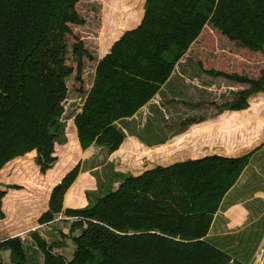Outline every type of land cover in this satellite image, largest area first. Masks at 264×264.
<instances>
[{"label": "trees", "instance_id": "obj_1", "mask_svg": "<svg viewBox=\"0 0 264 264\" xmlns=\"http://www.w3.org/2000/svg\"><path fill=\"white\" fill-rule=\"evenodd\" d=\"M79 3L0 0V174L30 153L38 155L42 170L57 161L56 146L67 128V80L73 75L78 93L85 96L74 119L80 145L83 150L103 147L112 154L128 132L139 133L134 117L169 84L182 60L190 61L185 57L207 26L239 45L242 53H264V0H145L140 25L105 52L86 92L85 61L95 59L75 32L85 25ZM197 66L213 79L249 86L232 93L231 101L215 105L219 111L246 110L251 96L264 93V70L249 79L229 74L224 66ZM202 121L189 118L179 131ZM263 146L239 158L205 155L138 176L115 174L100 186L101 195L87 193L88 198L95 195L93 202L65 208V197L78 180L77 166L53 189L48 210L36 223L49 225L60 215L74 218L69 233L59 229L57 240L49 242L37 230L32 232L35 248L30 253L19 237L0 243V249L8 252L10 264H40V254L42 264H250L264 237V218L235 235L209 234ZM116 182L120 184L114 188ZM6 195L0 185L1 220L6 218ZM69 238L75 246L70 260L60 253Z\"/></svg>", "mask_w": 264, "mask_h": 264}, {"label": "rangeland", "instance_id": "obj_2", "mask_svg": "<svg viewBox=\"0 0 264 264\" xmlns=\"http://www.w3.org/2000/svg\"><path fill=\"white\" fill-rule=\"evenodd\" d=\"M144 4L145 0H80L78 10L85 25L75 28V32L95 59L85 61L83 86L86 92L92 86L96 66L105 52L124 32L140 25L144 16ZM185 58L190 61L187 63L185 59L182 60L181 66L176 68L171 81L152 101L151 107L144 108L139 114L136 121L139 130L135 129L139 132L137 135L141 136L128 132L121 147L112 154L99 146L82 149L74 119L81 111L85 96L78 93L75 75L71 76L67 80L69 94L65 102L64 120L67 128L56 146L57 161L48 169L42 170L38 155L30 153L19 163H14L11 170H4V175L0 174V185L7 191L3 202L6 218L0 219V239L13 232L19 237L17 231L21 228L16 224H21L17 222L28 219L33 221L38 216L32 212L37 210L36 207L32 208L33 201L39 202L37 206L42 211L50 201L53 189L77 166H80L78 180L66 198V207L73 209L83 208L93 202L95 195L88 198L87 193L101 195L100 186L108 184L115 178V174L138 176L156 166H169L206 154L241 155L250 151L254 139L264 140V93L251 96L249 107L245 111H219L215 105L231 101L232 93L248 89L249 86L223 78L213 79L197 66L200 63L205 70H218L224 66L229 74L257 79L264 70V53L255 56L242 53L239 45L207 26L205 33ZM72 61L70 57V62ZM198 102L204 103L203 106H190L191 103ZM196 117L203 118V121L188 125L183 132L179 131L185 120ZM249 175L253 190L264 189V179L255 170L250 171ZM119 184L120 182H116L113 187L117 188ZM248 200H251L250 197L246 198L247 203ZM19 202L29 206H21ZM252 204L255 205V199ZM73 221L74 218L57 216L54 220L56 224L51 225L55 230L49 231L48 237L53 236V232L59 228L68 234ZM218 222L220 228L225 220L219 216ZM36 223L37 221L34 222ZM35 231L29 230L28 234L22 235L23 238L19 237L28 247V253L34 249L30 243H33L31 233ZM55 236H59L58 233ZM67 241L63 255L70 260L75 246L71 238ZM251 261L252 259L248 263ZM39 262L43 263L42 254L39 255ZM0 264H10L8 255L2 250Z\"/></svg>", "mask_w": 264, "mask_h": 264}, {"label": "crops", "instance_id": "obj_3", "mask_svg": "<svg viewBox=\"0 0 264 264\" xmlns=\"http://www.w3.org/2000/svg\"><path fill=\"white\" fill-rule=\"evenodd\" d=\"M151 103L149 105H147L146 107L150 108ZM146 107H144V108H146ZM144 108L141 111H143ZM141 111L134 117L135 121H137L139 114L141 115ZM243 111H245V110H243ZM232 112H241V111H232ZM262 143H264V140H262V139L255 140L254 139V142H251L252 146L250 148V151L245 152L244 154H241V155H236V156H227V155H223V154H217V155H222V156L228 157V158H239V157H242V156L250 153L252 150L258 148ZM263 149H264V146L261 149H259L256 152V154L252 157L250 165L244 171V173L241 176L238 184L235 186V188L228 195V198L226 200V206L224 209L220 210V212L218 213V217L214 223L213 230L210 232L209 236L216 237V238H222V237L228 236V235H235V234H238L240 232L248 230L253 224L259 222L260 220H262L264 218V189L253 190V188L250 187V182H251L252 178L249 175L250 171L253 172L255 170L257 175L264 179V151H263ZM206 155H215V154H206ZM190 159H196V158H190ZM18 161H21V160H18ZM18 161H16L15 164L19 163ZM178 162H180V161H178ZM15 164L13 163L12 165H10V167H8V169L11 170ZM5 170H7V168ZM2 173L4 175V172H2ZM2 178H3V176H2ZM72 189H70V191ZM67 195L65 197V203H64L65 207L68 205V204H66L67 203L66 202ZM248 197H250L251 200H248V203H247L246 198H248ZM253 199H255V205L254 206L252 204ZM38 204H39V202L33 201L32 208L36 207L37 210L32 211V212L36 213L38 215V216L36 215L37 217L33 221H29L30 219H28V220H20L21 222H17V223L21 224L20 226L18 224H16L17 227L21 228V230L17 231L19 233L18 236L23 238L22 235L28 234L29 230L35 231V229H38L37 231L44 238H46V240H48L49 242H53L54 240H57L55 235L58 233V230H56V232H53V236H51V237H48V234H49V231H51L52 229L55 230V228L51 226L53 224H56L55 222L52 224H49V225H44V226H36V224H34V222H36L40 218V216L48 210L49 201L45 204L46 207L42 211L38 209V206H37ZM19 205L25 206V207L29 206L26 203L22 204L21 202H19ZM259 205L262 208L261 207L259 208ZM28 216L30 217L31 215H28ZM219 216H221L225 220L224 225L220 228H219L220 222H218ZM31 224H34V225L31 226ZM22 228H25L24 231H22ZM9 229H11V228H9ZM10 233H12L11 230H10ZM13 233L8 234L7 237L4 239L3 238L0 239V243L6 241L9 238L17 237ZM64 233L67 234L66 232H64ZM261 242H262V240H261ZM261 242H260V244H261ZM32 244L33 243H30V246ZM34 248H35V246H34ZM257 249H258V247H257ZM0 252H1V249H0ZM3 253L8 255V252L3 251ZM60 253L64 254V249L60 250ZM253 257L254 256H252V258H251L252 260H253Z\"/></svg>", "mask_w": 264, "mask_h": 264}, {"label": "built area", "instance_id": "obj_4", "mask_svg": "<svg viewBox=\"0 0 264 264\" xmlns=\"http://www.w3.org/2000/svg\"><path fill=\"white\" fill-rule=\"evenodd\" d=\"M250 264H264V239L256 250Z\"/></svg>", "mask_w": 264, "mask_h": 264}]
</instances>
